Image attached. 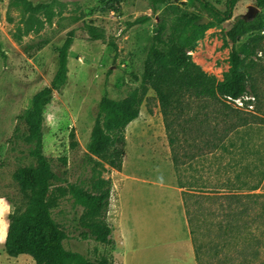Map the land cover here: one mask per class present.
Wrapping results in <instances>:
<instances>
[{
	"label": "rangeland",
	"instance_id": "rangeland-1",
	"mask_svg": "<svg viewBox=\"0 0 264 264\" xmlns=\"http://www.w3.org/2000/svg\"><path fill=\"white\" fill-rule=\"evenodd\" d=\"M28 1L40 8L31 9L25 0H0V264H36L28 255L12 258L4 250L9 214L14 210L10 200L20 198L13 175L20 164L31 160L29 145L23 140L15 143L13 136L35 94L51 84L58 51L71 35L74 42L69 50L67 81L45 111L44 151L63 182L84 186L93 174L88 145L100 101L104 96L124 99L141 84L159 24L165 25V41L177 26L182 31L175 22L177 10L170 6L212 24L191 52L196 64L218 76L230 68L227 31L245 18L249 6L258 7L256 0H238L231 18L219 23L201 12L193 0H169L156 9L153 0ZM210 1L226 11L227 0ZM144 18L148 20L137 23ZM86 25L103 28L106 40H90ZM261 55L249 81L256 111L242 112L252 122L245 130L228 133L233 119L222 116L215 103L194 99L185 105L181 119L173 121L177 145L172 151L159 99L150 90L140 117L126 132V175L166 182L164 174L175 172L178 183L185 187L190 222L204 264L264 263V209L248 200L230 203L220 198L234 189L246 192L247 184L256 183L257 174L264 171V52ZM72 132L76 147H72ZM114 175L120 186L140 184L111 169L104 177L114 180ZM256 193L264 194V182ZM111 204L108 221L113 226L114 201ZM250 205L257 209L240 214ZM82 213L72 196L53 211L55 221L68 234L65 248L90 260L104 252L113 256L115 246L81 238ZM257 251L260 254L256 255Z\"/></svg>",
	"mask_w": 264,
	"mask_h": 264
},
{
	"label": "trees",
	"instance_id": "trees-1",
	"mask_svg": "<svg viewBox=\"0 0 264 264\" xmlns=\"http://www.w3.org/2000/svg\"><path fill=\"white\" fill-rule=\"evenodd\" d=\"M25 1L33 10L40 8V5L34 6L30 1ZM193 1L209 19L219 23L231 18L238 2L227 0L224 12L210 0ZM153 2L155 9L158 4L170 3L169 0ZM256 5L263 10L262 13L250 21L239 19L226 33V41L231 44L230 68L222 81L207 74L188 54L196 48L212 24H204L198 15L170 6L177 10L175 22L181 25L182 31L177 26L178 32L172 33L169 40L165 41L162 39L165 25L163 22L159 24L160 32L153 36L141 84L124 99L113 100L104 96L100 101L88 145L93 174L84 186L63 182L44 151L45 111L54 93L62 89L68 78V57L74 42L73 35L66 40L58 51V66L51 84L35 94L30 108L21 116L25 131H21V125L17 126L13 136L15 143L16 140H23L29 145L31 160L27 164H20L13 175L20 198L18 201L15 198L10 200L14 210L9 214L4 243V250L9 257L28 255L36 264L115 263L114 257L105 252L95 260H90L67 250L64 242L68 234L55 221L53 211L59 208L63 200L74 197L83 208L79 220L81 238L93 239L105 247L115 246L113 227L108 221L113 180L104 177V174L110 169L122 171L126 129L140 117L143 101L150 90L159 99L172 151L177 145V138L172 134L173 121L181 119L186 111L185 105L194 99L211 101L217 105L222 116L232 118L228 133L250 127L252 122L249 117L228 105L224 99L252 94L249 89L251 70L258 65L257 60L264 52V0H256ZM146 20L148 18L140 19L137 23ZM85 30L92 41H105L107 38L106 31L98 26L86 25ZM112 45L117 48L114 43ZM71 137L72 147L78 146L75 132L71 133ZM173 160L177 166V156L174 155ZM256 177L257 182L247 184L246 192L234 189L220 198L230 203L248 200L264 209V194L256 193L264 182V171ZM181 187L184 188L183 185ZM251 209L255 211L257 208L250 205L243 208L240 214H250ZM255 253L260 254L259 251Z\"/></svg>",
	"mask_w": 264,
	"mask_h": 264
},
{
	"label": "crops",
	"instance_id": "crops-1",
	"mask_svg": "<svg viewBox=\"0 0 264 264\" xmlns=\"http://www.w3.org/2000/svg\"><path fill=\"white\" fill-rule=\"evenodd\" d=\"M125 169L124 162L122 171L116 172L140 184L120 186L113 176L114 264H204L188 214L185 187L178 183L175 172L164 174L166 182H156L128 176Z\"/></svg>",
	"mask_w": 264,
	"mask_h": 264
},
{
	"label": "built area",
	"instance_id": "built-area-1",
	"mask_svg": "<svg viewBox=\"0 0 264 264\" xmlns=\"http://www.w3.org/2000/svg\"><path fill=\"white\" fill-rule=\"evenodd\" d=\"M188 54L190 56H194L193 52H189ZM205 72L209 75L215 76L220 81L223 80V76H218L216 73L209 72L207 70H205ZM224 100L228 105L232 106L234 109L238 111L246 112V113H255L256 111V104H255L256 97L252 94H247L237 99L232 97H226Z\"/></svg>",
	"mask_w": 264,
	"mask_h": 264
},
{
	"label": "water",
	"instance_id": "water-1",
	"mask_svg": "<svg viewBox=\"0 0 264 264\" xmlns=\"http://www.w3.org/2000/svg\"><path fill=\"white\" fill-rule=\"evenodd\" d=\"M260 12V9L256 6H249V10L247 12V14L245 15V20L246 21H250L252 19H254ZM159 30L156 29L155 33L158 34Z\"/></svg>",
	"mask_w": 264,
	"mask_h": 264
}]
</instances>
